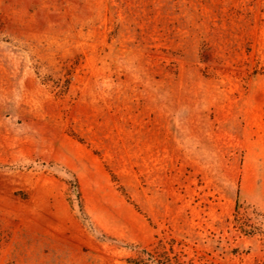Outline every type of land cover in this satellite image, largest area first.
<instances>
[{"label":"rangeland","instance_id":"1","mask_svg":"<svg viewBox=\"0 0 264 264\" xmlns=\"http://www.w3.org/2000/svg\"><path fill=\"white\" fill-rule=\"evenodd\" d=\"M0 264H264V0H0Z\"/></svg>","mask_w":264,"mask_h":264}]
</instances>
